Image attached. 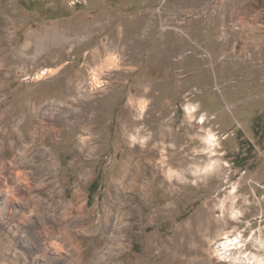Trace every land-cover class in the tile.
Here are the masks:
<instances>
[{
  "label": "rangeland",
  "instance_id": "1",
  "mask_svg": "<svg viewBox=\"0 0 264 264\" xmlns=\"http://www.w3.org/2000/svg\"><path fill=\"white\" fill-rule=\"evenodd\" d=\"M225 18L233 33L228 43ZM83 23L97 30L79 38L75 51L71 45L69 53L53 61H46L41 47L59 43L52 37L42 40L45 33L38 39L29 36L32 30L53 25L65 28L59 36H70L68 27ZM14 30V41L4 42V55L10 54L17 65L0 64V112H16L24 119L30 112L26 120L32 126L47 114L44 125L63 129L56 141L47 140L56 152V179H34L48 184V189L34 191L44 201L43 209L49 202L56 207V202L82 204L93 219L91 225L97 222L105 207L116 208L109 175L119 168L129 147H144L150 141L169 146L171 161L187 169L188 176L180 180L181 190L169 208L162 209L168 203L163 190L150 202L135 201L129 194L134 202L126 203L124 211L134 207L140 215L130 219L134 225L124 233V252L107 260L90 257L103 245L102 233L94 244V236L84 238L80 260L72 257L75 250L63 239L57 247L48 241L49 235L38 236L20 223L9 226L6 221L17 208L16 198L26 190L14 179L0 178V208L3 202L7 205L0 221V264H234L218 250L224 240L217 222L224 214L218 203L229 194L243 210L236 219L228 217L242 232L239 252L256 254L264 262V0H0V31L7 35ZM28 41L30 46L24 48ZM21 55V61L14 60ZM47 68L54 70L51 75L36 78ZM59 109L64 110L62 116L56 113ZM12 118L10 114L0 125L7 140L16 139L19 129L27 126L26 120L20 118L17 124ZM135 120V131H145L138 139L128 132ZM90 126L97 133L89 131ZM211 135L214 155L208 147ZM2 152L0 166L2 160L8 164L21 157L17 146ZM144 154L137 150L130 158V172L138 164L146 167L151 157ZM157 155L160 160L161 150ZM211 159L218 163L212 170L205 168ZM19 170L5 166L8 175ZM92 183L96 191H90ZM79 186L81 200L76 194ZM120 196L124 198L122 192ZM156 209L161 214L152 218ZM152 233L176 242L178 252L153 241ZM238 250L228 252L239 255ZM252 261L249 264H256Z\"/></svg>",
  "mask_w": 264,
  "mask_h": 264
},
{
  "label": "bare ground",
  "instance_id": "2",
  "mask_svg": "<svg viewBox=\"0 0 264 264\" xmlns=\"http://www.w3.org/2000/svg\"><path fill=\"white\" fill-rule=\"evenodd\" d=\"M232 17H233L232 19L233 21L237 20L234 15ZM228 23L229 22H227V18H225L224 23H223L225 28L223 29H225V32H226L225 35L228 39L226 43L229 42L230 37L233 35V33L230 32L228 28L229 26ZM81 26L83 27H78V26L68 27L67 30L70 36H67L66 34L62 35V37L59 36V33H62V32L63 34L65 33L64 31L65 28L62 29L63 27H61L60 25L46 26L45 28H42L41 31L39 32L37 30H32L30 31L29 36L30 38L37 37L38 39V37L43 36L42 33H45V35L41 38L42 40L44 39V41H47L49 37H52L53 41L59 43V46L57 47L55 46L51 47L52 45H46V46L41 47L48 56L46 58V61H51V60L53 61L54 57L59 59L61 58L62 55H64L63 53H69V51L67 50L69 46L79 45V43H76L78 42L79 38L84 37L90 31L94 32L95 30H97L96 27L88 23L87 24L83 23ZM235 29L239 30V28H235ZM51 31H54V32H51ZM0 32H1L0 33V64L3 67H7V65L9 66L12 65V67H15L17 64L16 62H12V58H10V54L4 55V53L8 51V46H6L4 42L8 41L11 43L12 41H14L13 35L16 31L15 30L7 31L8 33L7 35L3 34V31H0ZM5 32L6 31H4V33ZM51 33L52 35L49 36ZM30 44H31L30 41H28L24 45V48H28ZM120 44L121 42L119 41L115 42V45H114L115 48L116 49L117 47L119 48ZM75 47L73 51L77 49V47L76 48ZM106 48L108 47L106 46ZM15 49H18V48L15 47ZM36 51H38V49ZM20 52L22 54L24 53V51L23 52L20 51ZM14 53L16 52H13L12 55H14ZM17 55H20V54H17ZM24 56L26 55L24 54ZM16 59H18V61H21L22 55L19 58H14V60ZM111 60L114 61L113 63L116 62V59H114L113 57ZM53 71L54 70L50 68L44 69L43 71H40L38 72V74H36V78L43 79L51 75ZM67 103H69V101ZM67 103H66V106H67ZM63 111L64 110H60L56 113L62 116ZM10 114H12L13 120H17V124L22 121L21 119H24L23 117L19 116L18 113L16 112L7 113L5 112V110H3L0 112V125H2L6 117L8 118L10 117ZM30 114L32 113L29 112L27 114H24V117H25L24 120L28 119ZM48 116L49 115L47 114L45 117L41 116L38 123L36 122L37 124H35L34 126L29 124L28 120H26L27 126L24 125L23 127H21L19 129L20 130L19 136L13 140H10V139L7 140L3 138L2 135L4 134V132L2 129H0L2 130L0 131V157L2 156V153H3L2 151L4 150V148H9V147L16 148V146H17V149L20 151L19 154L21 155L19 161L17 162L13 158L10 160L8 164H6L3 160L1 161L3 166H0V178L7 179V180L10 179V181L14 179L15 181L19 182L21 186H24V189L26 190L25 191L26 194L24 193L25 194L24 196H21V197L18 196L16 198L17 208L13 212L12 216L9 217L8 221H6V223L8 222L9 226H14V227L18 223H20L18 224V226L22 225V227L24 228H30L31 232L32 230L33 231L35 230L36 234H38V236H41V237L43 236L45 237L49 235L51 239L48 241H52L56 243L57 247L60 244V242H57L58 239H63L69 242L70 246L75 250V253L72 255V257L80 259V260L82 257H84L82 253L83 252L82 248L84 247V243H83L84 238L88 237V235L94 236V239L92 240V244H94L96 239L100 238L98 237V235H100L99 233H102L101 237L103 240V245L101 247H97L92 252L90 257L93 260H101V259L107 260V259H110L111 257L112 258L116 257L118 254L123 253L125 250L126 245L124 244V242H125L127 234L125 235L124 233L127 231V229H129L130 227L134 225L132 224L130 219L134 220V218H137L140 215L137 208H134V207H131L130 210L124 211L126 203L131 204L134 202L132 199L129 198V194L133 195V198L135 201L138 198H141L142 200L146 202L147 201L150 202L158 193H160L161 190H163L167 195L166 198L168 200V203H165L162 209L166 207L169 208L172 202L171 200H173V197L176 195V193L179 192V190H181V188L178 186V184L180 183V180H183L188 176L187 169H182L179 166H176L171 161V156H169L170 147L165 145L164 142L152 143V141H150V143H148L147 146H144V147H142L143 145L136 147V148L134 147L133 149L132 147H129L125 153L126 154L125 157L123 158L121 157L122 160H121V164L119 168L116 169L115 172L109 175L108 184L111 186L110 190L115 193V199L113 200V203L115 204L116 208L111 209V207L109 206L105 207L107 208L105 215L103 216V218L100 216L97 222L92 223L91 225V222L93 219L89 215L85 214L84 205L82 204L69 205V204L63 203L60 205V204H57L59 202H56V205L58 206L56 207L54 203L53 205L49 202L46 204L47 208L43 209L44 207H46L44 205V201L42 200L41 197H38L39 194L34 193V191H36V189H42L44 187L47 188L46 186H48V184L45 182L46 180L44 181L43 179L38 182H36L35 180H40L41 177H44L45 175L47 176L52 175V177L56 179L55 168L58 167V163L56 161V154H54L56 152H55L54 147H52L51 145L47 143V140L50 138H53V139L55 138L53 141H56V139L61 136L62 130H63L62 127L57 126L56 123H55L56 125L53 124V126H50V127H49V124L44 125L43 121L48 120L47 119ZM75 117H77V114L75 115ZM87 120L89 119L87 118L86 121ZM67 123L68 121L66 122V124ZM138 123L139 122L135 120L130 124L131 126H133L132 129H130V127L128 128V132L133 133L132 136H135V138L137 139L140 138L142 133L145 132L144 127L137 129V131H135V128L138 126ZM29 126H32V127H29ZM88 130L89 131L94 130V133H97L95 131L96 129L91 128V126H90V129ZM42 133L44 135L43 137H41ZM163 136H165L164 132L161 135V138H163ZM39 137L43 139V142H41V144H38ZM99 137L100 136L96 134L94 136V138L97 141ZM154 139L156 140L157 138L154 137ZM208 140H209V144H208L209 151L211 155H214L216 151L215 138L213 137V135H211L210 137H208ZM97 146H98L97 149L99 150L101 145L98 144ZM137 150L140 151L141 153L142 152L145 153L151 158H149L150 160L148 164L146 165V167H143L142 164L141 165L138 164L139 166L132 173L129 171V168H131L129 167V164H131L129 160L132 159L131 157L134 156V153L136 154ZM160 150L163 153V156L159 160L157 159V156H158L157 154ZM166 162L167 164H165ZM157 163H159L160 165H157ZM217 164H218L217 162L211 159L210 162L207 163V166L205 168H209L212 170L218 167ZM5 166L10 167L12 169H14L15 167L20 168V170L16 174L15 172L14 173L12 172L11 175H8L7 173H5ZM198 168L197 170H199ZM144 170H147L146 171L147 177L142 176L143 174L142 172ZM162 177H164V179ZM32 180L35 183H33ZM50 185H51L50 188L54 191L55 190L54 184H50ZM53 191L51 192L53 193ZM81 191H82L81 186H79L76 189V194L77 196H79V200L82 199ZM120 191L124 195V198H121ZM0 195H1V191H0ZM236 199L237 198L235 197V195L229 194V195H226L224 198H222L220 202L218 203L219 207L221 208L223 212L222 214H224L223 217L217 219V222L221 230L220 234L223 235V238H224V240L219 243L218 246L220 248H218V250L220 251L224 250V252L222 253L225 254L224 256H226V259L229 261L230 260L233 261L234 264L235 262H238V261L240 262V264L247 263V262L249 264L252 259H254V261H252L253 263L255 262L256 264H263L264 263L263 258L259 257L258 255L254 254L252 257L251 256L249 257V255L247 254L241 255L242 253L239 252L240 249L238 250V248H241L243 245L242 244V232L240 228L238 229V226H237L238 224L232 225L231 221L228 219V217H230L231 219H236L240 217V215L243 212V210L238 209L237 207L238 201H236ZM5 203L6 202H3L0 208V221L4 220L6 216L7 205ZM56 208L58 209V211ZM134 209L136 210L135 212H134ZM160 214H161V209H156L155 212L151 216H153L152 218H157ZM128 215H130V217ZM36 217L38 219V222H36ZM125 218L126 219L128 218L129 221L125 222ZM142 220L144 221V219ZM231 232H235V235L233 234L231 235ZM8 233L10 234L13 232L10 231ZM151 237H153V241L155 242L160 241V243L162 242L166 246H172L175 253L178 252V248L174 246V245H178L176 242H173V241L171 242V240L169 241L168 238H162L156 233L150 234V238ZM46 238L45 239L40 238L41 239L40 241L44 242ZM260 240L262 243L264 242L262 238ZM45 243L46 242H44V244ZM63 245H66V247L68 246V244H63ZM67 249L68 251H70L69 247H67ZM234 249L238 250L239 255L230 256L232 253L230 252L229 254L228 251H233ZM47 251H48V246L44 245L43 254H45Z\"/></svg>",
  "mask_w": 264,
  "mask_h": 264
},
{
  "label": "trees",
  "instance_id": "3",
  "mask_svg": "<svg viewBox=\"0 0 264 264\" xmlns=\"http://www.w3.org/2000/svg\"><path fill=\"white\" fill-rule=\"evenodd\" d=\"M96 184L95 183H92L91 185H90V191H96L97 190V186H95ZM93 186H95V188L93 187Z\"/></svg>",
  "mask_w": 264,
  "mask_h": 264
}]
</instances>
